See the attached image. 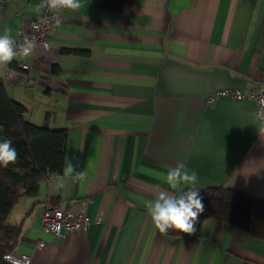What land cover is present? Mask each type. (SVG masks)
Instances as JSON below:
<instances>
[{
	"label": "crops",
	"instance_id": "obj_1",
	"mask_svg": "<svg viewBox=\"0 0 264 264\" xmlns=\"http://www.w3.org/2000/svg\"><path fill=\"white\" fill-rule=\"evenodd\" d=\"M39 3L6 0L0 34L27 33ZM82 5L56 14L50 47L19 58L27 70L13 62L5 79L0 69L25 118L66 129L65 158L87 177L57 189L52 174L35 196L19 198L6 219L20 226L10 253L28 254L31 264H264V238L215 218L191 235L160 233L144 204L176 160L197 172L200 190L264 199L256 103L207 102L215 90L247 91L264 77V0H132L120 11ZM46 199L84 210L90 225L63 237L42 231Z\"/></svg>",
	"mask_w": 264,
	"mask_h": 264
},
{
	"label": "trees",
	"instance_id": "obj_2",
	"mask_svg": "<svg viewBox=\"0 0 264 264\" xmlns=\"http://www.w3.org/2000/svg\"><path fill=\"white\" fill-rule=\"evenodd\" d=\"M104 11H120L132 0H92ZM63 53L85 54L78 49H62ZM15 67L13 62L9 65ZM26 108L12 100L0 82V125L3 135L13 141L19 156L16 164L0 166V264L3 255L11 252L20 233V226L8 224L7 216L17 200L37 194L38 184L47 174L61 173L66 150V129H49L33 124L24 117ZM201 191L205 211L199 217L197 231L207 218H215L248 234L264 238V199L222 186ZM56 205V204H54ZM196 231V232H197ZM168 235H184L169 230Z\"/></svg>",
	"mask_w": 264,
	"mask_h": 264
},
{
	"label": "clouds",
	"instance_id": "obj_3",
	"mask_svg": "<svg viewBox=\"0 0 264 264\" xmlns=\"http://www.w3.org/2000/svg\"><path fill=\"white\" fill-rule=\"evenodd\" d=\"M82 6V0H41L37 11L43 9L50 15H41L39 21L32 24V34H21L19 39L14 38L7 30L0 34V69L7 70L17 58L32 56L38 47L48 49L50 45L36 35L41 31V25L50 23L49 16L55 17L62 10L77 11ZM259 103L261 106L256 112V119L264 122V100ZM2 132L3 126L0 125V133ZM18 156L13 141L0 135V166L16 164ZM77 168L78 164L74 159L66 157L62 172L54 175L55 187L63 188L67 182H84L86 173ZM159 181L153 186L152 198L144 201L154 228L160 233L174 230L194 234L199 217L205 211L197 172L190 170L186 161L176 160L161 174Z\"/></svg>",
	"mask_w": 264,
	"mask_h": 264
},
{
	"label": "built area",
	"instance_id": "obj_4",
	"mask_svg": "<svg viewBox=\"0 0 264 264\" xmlns=\"http://www.w3.org/2000/svg\"><path fill=\"white\" fill-rule=\"evenodd\" d=\"M5 1L6 0H0V5H2ZM41 15L50 14H48L45 10L41 9L39 15L29 21L28 32L19 33L14 38L19 39L21 34H32V24L37 23ZM49 19L50 23L47 25H41V31L39 33H36V35H38L42 41L47 42L48 44V36L52 32L53 21L55 17L49 16ZM37 49L46 50L42 47H38ZM12 62H15L18 67L22 70L28 69V65L22 62L19 58L13 60ZM11 71V67L8 66L6 70L5 79L9 77ZM219 97H227L231 99H250L256 103L257 109H259V107L261 106L259 102L264 100V77L257 86L247 91H243L237 88H221L215 90L207 97V102L212 103L216 98ZM51 176L52 174H47L44 176V179H48ZM90 223L91 219L84 210L72 212L62 205H54L50 199H46L42 212L40 214V229L42 231L50 232L57 237H63L75 231H85L90 225ZM41 244L42 242H40L38 245ZM3 261L6 264H31L30 256L24 253L14 255L10 252H6L3 255Z\"/></svg>",
	"mask_w": 264,
	"mask_h": 264
}]
</instances>
